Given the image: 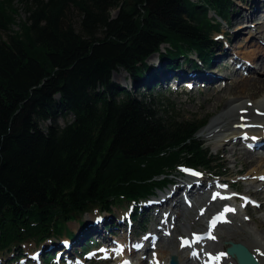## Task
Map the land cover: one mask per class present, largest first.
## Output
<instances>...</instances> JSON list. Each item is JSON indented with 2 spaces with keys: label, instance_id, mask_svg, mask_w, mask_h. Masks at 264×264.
I'll use <instances>...</instances> for the list:
<instances>
[{
  "label": "trees",
  "instance_id": "1",
  "mask_svg": "<svg viewBox=\"0 0 264 264\" xmlns=\"http://www.w3.org/2000/svg\"><path fill=\"white\" fill-rule=\"evenodd\" d=\"M21 1L30 16L17 23L13 1L0 0V30L11 33L0 39V254L64 233L75 239L70 222L136 207L181 168L218 169L198 137L208 119L184 118L163 97H133L113 75L123 70L151 92L152 55L164 73L183 58L197 66L193 55L212 64V36L236 0ZM70 5L81 12L79 31Z\"/></svg>",
  "mask_w": 264,
  "mask_h": 264
},
{
  "label": "bare ground",
  "instance_id": "2",
  "mask_svg": "<svg viewBox=\"0 0 264 264\" xmlns=\"http://www.w3.org/2000/svg\"><path fill=\"white\" fill-rule=\"evenodd\" d=\"M256 1L258 2L257 5L254 4ZM261 1L264 3V0L243 2L245 4H243L242 7L246 6L249 9L246 11L247 14L251 13V15H253ZM253 8L254 13L251 11ZM240 11L241 10H238L234 17V22L239 18ZM240 17L241 18L238 19L235 27L237 28V34L242 30L243 33L239 36H234V30H232V38H230L235 47H232L231 42H229L224 34H219L218 36L221 39L218 42L220 45L216 43L212 64L205 63L201 64L202 66H195L194 68V66L182 63L177 67L178 69L175 68L170 71L169 75L161 77L158 84L160 87V83L166 85L170 81L169 83L178 84L180 87L193 83L191 91L194 90V87L195 89L201 88L203 90L206 88L204 85L201 84V86H197L196 82L191 80L192 78H197L202 73L211 76L215 75V77L221 80L220 82H224L222 89L232 84L231 88L234 92H231V94L233 95V98L226 101L222 112L218 114V116L204 129V137H209L211 139L214 148L217 151L221 148L226 151V149L230 147L231 154H228V157L232 156L225 161L228 164L231 162V165H234L233 171H236L235 168L237 167V160L239 158L252 163V168L240 177L244 178L246 176L245 182L247 184V189L256 188L257 191L254 195L260 198V194L264 188V145L261 148H258L259 150H251L248 145H256L257 147H260L259 145L264 143V78L249 77L250 75H248V71L251 70L250 73L255 71L264 73V47L262 44L258 45L263 57L259 58V62L256 63L255 59L248 55L241 57L240 55L242 53L237 51V44H240L241 37L245 32L250 33L253 40L259 36V39L264 41V14L263 12H259L258 14L257 18L260 17L262 19H256L254 17L250 18L249 16L244 15ZM242 22L249 24L242 25ZM258 22H260L261 25ZM233 23H231L232 27ZM225 25L228 27L229 24L226 23ZM252 25H255L256 27L252 28ZM244 28L247 30H244ZM253 30H255V33H252ZM244 47H246V45H244ZM220 48L221 52L218 51ZM154 56L157 57L156 62L159 61L158 54H155ZM228 60L230 64L226 63ZM252 61L255 62V66ZM223 63H226L225 67L231 72L236 69V71L234 70L236 77L238 71L240 74L239 76H243L245 79L238 77L236 78V81L232 83L231 81L233 77L230 79L229 76L231 81L228 83V81H225V75L222 76L218 72L214 73L213 71L215 70H209L214 66L219 67ZM158 67H160V64ZM254 68H256V70ZM257 68H259V70ZM245 73H247V76ZM185 80H189L190 82H185ZM211 88L214 89L219 87H217L216 83H212L211 87L208 89ZM255 89H259L260 91H257L258 93L252 92ZM251 108H256V110L250 112L249 110ZM244 110L248 112L243 113ZM227 150L229 151V149ZM219 153L224 156L223 152L219 151ZM240 171H238L237 174H239ZM239 183L240 181L232 182L230 183V186L235 187L236 185H239ZM176 185L177 188L171 190V192L170 190L167 191V194L152 196L140 202L141 205L145 206L146 209L144 210L151 213L153 219L157 218L154 230L149 234L147 229L148 225H146L145 230L141 231L142 235L139 237L135 236V227L129 228L126 226L125 221L127 220V217L124 212L118 217L115 216V213L100 212L98 210L94 211V213L98 214H91L90 212L86 213L87 220L85 222H89L87 225L92 230L91 235L98 239V242L101 245V247L98 248V251L103 252L107 249V246H113L112 242L114 237H117L121 244L129 245L131 250L135 249L143 260L148 258L147 263L150 264H168L172 256L178 257L180 264H191V261H196L197 264H236V262L226 254L228 245L233 242L241 243L246 246L256 259L261 264H264V221L261 220V222L256 223L254 227H250L247 224L253 220L248 218L246 205L243 204L238 207L228 203V205L222 204V200L226 198L236 200L235 194H231L228 188L209 181L201 174H199V176L195 175L194 178L188 182L179 181L175 186ZM246 197L252 198V196H244V203L246 202ZM262 204L263 203H259V209L262 207ZM185 208L195 211L198 220L204 221L205 224L211 213H224L230 220L225 222L226 225L219 224L216 226V238L213 241H210V243H199L194 248H183L181 244L187 239V237H183L180 234L174 236V232L177 227H179L181 230L184 229L185 233L189 236L192 234L191 227L184 223L185 220H188L189 216L187 215ZM102 213H104V215H102ZM111 220H113V222H110ZM242 222L243 225H241ZM207 224L209 225V222ZM107 225L112 226V228L108 230ZM76 232H78L77 229L73 233L78 235L79 232ZM77 239L73 242L70 249L62 248L55 241L45 244L41 243L42 245L39 247V252L42 257H45L46 254H58V259L65 258L73 262L74 259L72 257L75 251L74 243L77 242V245L75 246L81 247L84 242V238L82 237H78ZM137 246H139V248H136ZM25 251L24 256L26 264H38L30 259L29 249L25 248ZM149 255L150 257H148ZM14 257V255L6 258L0 257V263H4L6 260L5 264H17L13 263ZM120 257L121 259L124 258L122 253ZM89 264H93L92 260L89 261Z\"/></svg>",
  "mask_w": 264,
  "mask_h": 264
},
{
  "label": "rangeland",
  "instance_id": "3",
  "mask_svg": "<svg viewBox=\"0 0 264 264\" xmlns=\"http://www.w3.org/2000/svg\"><path fill=\"white\" fill-rule=\"evenodd\" d=\"M12 1H13L14 9L17 10V15H16L17 23H22L24 21H27L29 16H30V12H29L28 7H26L25 2H22L21 0H12ZM247 1L250 2L251 0H243V1L236 0L235 1V5L233 6V8L231 10L230 19L227 20V22H225V23H228L230 25V27H229V25L227 27L225 24H222V27L220 28V31H219L220 33H218V34H224L228 38L229 42H231L232 47H235V45L233 44V41H231V39H230V38H232V34H231L232 30H234V32H233L234 36H239L243 33V30H242V31H240L239 34H237V28L235 27V24L238 22V19L241 18L240 16L244 15V16H249L250 18L254 17L256 19H262L260 17L257 18L258 14H259V12H263V14H264V5H263L264 3L262 1H261L260 5L257 6V10L255 13H254V8H253V10L251 9V11H253V13H254L253 15H251V13L247 14L246 11L249 9L246 6L242 7V5L245 4L243 2H247ZM254 4L257 5L258 2L256 1ZM29 6L32 8H35L36 2L35 1L30 2ZM248 6H249V4H248ZM238 10H241L239 13V18H237V20L234 22V17L236 16ZM118 13H119V9H116L115 11H113L112 16L116 17L118 15ZM211 15H213V14H211ZM66 16H67V18L70 19V22L73 23L75 29L77 31H79L81 19H82V17H81L82 15H81L80 10L77 9L76 7H74V5H70L66 10ZM258 21H260V20H258ZM231 23H233V27L231 26ZM252 23H253V21H252ZM252 23H250V24H252ZM258 23L260 24V22H258ZM241 24L243 25V24H249V23H243L242 22ZM255 25H252V28H255L256 27ZM12 29L14 31H18L19 26L18 25L15 27L13 26ZM244 30H247V29L244 28ZM255 30H253L252 33H255ZM10 34L11 33H9V32L7 33L3 30H0V39L8 40V35H10ZM216 34L217 33L213 34L212 38L214 39V37L216 36L215 41L218 45H220V43L218 41L221 38ZM246 43H248V44H246ZM261 44L264 47V41L262 39H259V36H257L256 39L253 40L250 33L245 32L243 34V36L241 37L240 44L239 43L237 44L238 45L237 51L242 53L240 55L241 57L248 55V56L254 58L256 63H257L260 60L259 58L263 57L262 54L260 53V50H259L260 47H258V45H261ZM244 45H246V47H244ZM164 46H162L161 49L163 48V50H164ZM218 51L221 52V48ZM156 60H157V57L152 55L149 57V59H147V63L151 66H154L155 69L157 68L156 70H158L161 73L162 67H164V63L161 66V63H162L161 59L159 58V61H157V62H156ZM182 60H184V58ZM226 63L230 64L229 60ZM226 63L221 64L219 67L214 66L213 68H210L209 70H215V71H213L214 73L218 72L222 76L225 75L226 76L225 81L226 82L228 81V83L231 81L230 80L231 77H233L232 81H231L232 83L234 81H236V78H238V77L245 79L243 76H239L240 74L238 71H237V77H236V74L234 72V70L236 71V69H234L233 72H231L230 70L227 69V67H225ZM252 63L255 66V64H254L255 62L252 61ZM159 64H160V67H158ZM216 69H218V70H216ZM254 69L256 70V68H254ZM257 69L259 70V68H257ZM250 71L251 70L248 71V75H250L249 77L264 78L263 72L259 73V72L255 71V72L250 73ZM245 75L247 76V73H245ZM162 76H165V75H162ZM227 76H228V78H227ZM229 76H230V79H229ZM248 78H246V79H248ZM191 80H194V82H196L197 86H201V84H202L206 88H204L202 90L201 88L195 89V87H194V90L191 91L190 86H188V84H186L185 86H180V87L176 88V86L178 84L177 85L173 84V83L171 84V83H169L170 82L169 81L168 83L166 82L167 83L166 85H163V83H160V89L161 90H159L157 88V90H155V91L150 90L151 92H149V91L145 92L143 87L140 88V87H136L135 85H133L128 74L125 71L120 70L118 72H115L113 75L114 83H116L121 89H125L126 91L131 93L133 97L141 98L142 94H145V96H147L148 98L151 97V95L154 96L156 99L163 97V100H165V99L169 100L170 105L174 108V111L178 115H180L184 118L198 117L199 119H208L209 120L208 124H210L218 116V114H220L222 112L223 108L225 107L226 101L228 99L233 98V95L231 94V92H234V90L231 88L232 84L228 85L227 87L222 89L224 82H220L221 80L218 79L217 77H215V75L211 76V75H206L204 73L199 75L197 78H192ZM185 82H190V81L185 80ZM212 83H216L217 87H219V88L208 89L209 87H211ZM189 84L192 85L193 83H189ZM157 91H159V93ZM257 91H260V90L255 89L252 92L256 93ZM260 94H262V93H260ZM254 110H256V108H251L249 111L251 112ZM245 112H248V111L244 110L243 113H245ZM60 124L64 125L65 122L60 121ZM204 136H205V131L203 130L202 132H200L198 137L208 148L211 149V153H212L213 158L218 162V165H219L218 169L217 170H214V168H212L210 170L204 169V170H200V172H197V173L191 172L188 170L187 171L184 170L183 172H181L180 174L177 175V183L179 181L188 182L194 178L195 174H198L196 176H199V174L204 175L209 181L214 182L217 185L227 187L229 189V191L231 192V194H235L236 200H227V201L222 200L223 205H226L228 203V204H232L234 206L240 207L244 203L243 197L247 196V195L252 196V198L258 200L259 203H263L262 207L260 209L257 207H253L250 204L247 205L248 218H251L253 220L251 222H248L247 225H249L250 227H254L256 223L261 222V220L264 221V188L262 189L263 191L260 194L261 197L259 198L258 196L254 195V193L257 191L256 188L247 189V184L245 182L246 176L244 178L240 177L242 174L246 173L247 171H249L252 168V166H253L252 163H250V161H246L245 159L239 158L237 160V163H238L237 167L235 168L236 171H233L234 165H231V162L229 164L226 162L227 159L231 158V156H232L231 155L228 157V154H231L230 153V147L227 148V149H229V151L227 149L225 151L222 148L217 151L214 148V144L211 141V139L209 137H204ZM219 151L223 152L224 156H223V154L219 153ZM224 157H225V159H224ZM242 169H244V170H242ZM238 171H240L239 174H237ZM237 181H240L239 185H236L235 187L230 186V183L237 182ZM175 188H177V185L176 186L175 185L169 186L165 190H163L162 192H158L157 196H161V194H167L166 193L167 191L170 190V192H171V190H173ZM140 207L142 209H146L144 205H141ZM141 208H140V211L144 212ZM185 211H186L187 215H189V216H188V220H185L184 223L191 227L192 234L189 236L188 234L185 233L184 229L181 230L179 227H177L176 231L174 232V236H178L180 234L181 236H183V237L186 236L188 238V237H192L197 232L203 231L205 229V227L208 225L207 223L210 222L212 214H213V213L210 214V216L207 219L206 224H205L204 221L198 220V217L196 216L195 211L190 210L188 208H185ZM109 212H112V214L115 213L116 217L120 216V214L122 212H124L125 216L127 217V220L125 221V223L127 225L129 224L128 221L131 219L130 215H129L131 213V210H130V206L127 203H124L122 205H118L117 207H112ZM175 212H178V211H175ZM90 213L91 214H98V213H94V211H92ZM102 215H104V213H102ZM147 218H148L147 223L149 222V224L147 226L148 227L147 228L148 234H149V233L153 232L154 225L157 222V218L153 219L151 216V213H150V218H149V214H148ZM86 220H87V218L85 215L82 218H79L78 220H75L74 222L68 224L67 226L70 229V231L74 232L77 229L79 232L81 230V228H83V226H86L87 223L89 224V222H87V223L85 222ZM229 220L230 219L228 218V221ZM110 222H113V220H111ZM134 223H135L134 225H136L134 228V234H135V236L139 237L142 235L141 225L139 224L140 222L138 221V222H134ZM178 225H179V223H178ZM224 225H226V224H224ZM241 225H243V222ZM228 228H231V227H228ZM90 229L91 228L88 226V231ZM78 232H76V233H78ZM81 233H82V230L80 231V235L85 239V242H87L88 239L85 238L86 237L85 232H84V234L83 233L81 234ZM224 237H225V234H224ZM68 239L73 240V238H71L67 233H64L61 236L51 237V238L47 239L46 241H44V243H42V244L51 243L53 241H56L57 244L60 245L64 242L69 241ZM77 241H78V239H77ZM177 243H178V241H177ZM42 244L37 245L36 243H26L25 245L20 246V250H22L23 252H26L25 248L29 249V257H31L32 253H34V252L38 253L39 252V247ZM75 245H77V242L74 243V247H75L74 255H75V253H77L78 251L81 250L79 246H75ZM175 248H176V246H175ZM14 250H12V251H14ZM98 250L99 249L94 248L92 251L93 252L92 255H94V258L91 259L93 264H114L111 261L105 262L103 260V257L105 256V254L98 251ZM1 255L5 256L7 254H0L1 258H6V257H3ZM76 255H75V257H76ZM9 256H12V254H10ZM148 257H150V255ZM84 260H85V257L82 258V263L86 264V262ZM21 261H19L17 263L20 264ZM61 262H62V260H60V262L54 260L51 264H63ZM5 263H6V260L4 261V263H0V264H5ZM196 263L197 262L191 261V264H196Z\"/></svg>",
  "mask_w": 264,
  "mask_h": 264
},
{
  "label": "water",
  "instance_id": "4",
  "mask_svg": "<svg viewBox=\"0 0 264 264\" xmlns=\"http://www.w3.org/2000/svg\"><path fill=\"white\" fill-rule=\"evenodd\" d=\"M227 254L235 260L236 264H260L250 250L241 243L231 242ZM170 264H179L176 256L171 258Z\"/></svg>",
  "mask_w": 264,
  "mask_h": 264
},
{
  "label": "snow or ice",
  "instance_id": "5",
  "mask_svg": "<svg viewBox=\"0 0 264 264\" xmlns=\"http://www.w3.org/2000/svg\"><path fill=\"white\" fill-rule=\"evenodd\" d=\"M187 171V170H186ZM195 174V173H194ZM195 175H198V174H195ZM185 243H187V241H185Z\"/></svg>",
  "mask_w": 264,
  "mask_h": 264
}]
</instances>
